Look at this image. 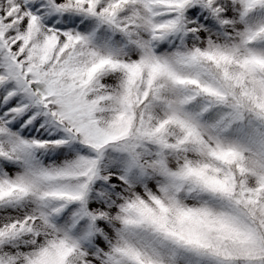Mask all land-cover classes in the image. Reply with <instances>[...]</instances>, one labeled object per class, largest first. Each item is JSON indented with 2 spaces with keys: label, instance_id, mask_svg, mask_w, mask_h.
<instances>
[{
  "label": "snow or ice",
  "instance_id": "1",
  "mask_svg": "<svg viewBox=\"0 0 264 264\" xmlns=\"http://www.w3.org/2000/svg\"><path fill=\"white\" fill-rule=\"evenodd\" d=\"M0 264H264V0H0Z\"/></svg>",
  "mask_w": 264,
  "mask_h": 264
}]
</instances>
